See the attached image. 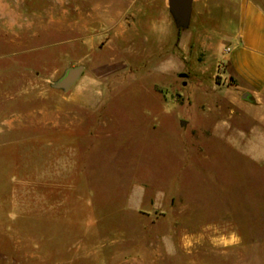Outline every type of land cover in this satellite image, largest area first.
Returning <instances> with one entry per match:
<instances>
[{"label": "rangeland", "instance_id": "rangeland-1", "mask_svg": "<svg viewBox=\"0 0 264 264\" xmlns=\"http://www.w3.org/2000/svg\"><path fill=\"white\" fill-rule=\"evenodd\" d=\"M125 2L0 0V264H264V161L189 116L178 39L109 29Z\"/></svg>", "mask_w": 264, "mask_h": 264}, {"label": "crops", "instance_id": "crops-1", "mask_svg": "<svg viewBox=\"0 0 264 264\" xmlns=\"http://www.w3.org/2000/svg\"><path fill=\"white\" fill-rule=\"evenodd\" d=\"M161 4L162 0H127L109 5V22L120 24L109 29L117 35L118 30L139 22L153 33L156 43L152 44L161 46L166 40L178 39L179 70L191 74L183 82L189 116L216 112V121L202 133L217 136L250 160L264 161V0H192L190 21L181 28L175 18L162 20ZM119 6L121 10L114 13ZM188 28L196 29V40L183 38L182 31ZM223 38L230 48L226 49L224 74L232 83L217 84L215 71L207 82L197 79V71L212 70V61L218 60L217 41ZM130 57L127 44L122 61L129 62ZM169 108H177V102H170Z\"/></svg>", "mask_w": 264, "mask_h": 264}, {"label": "water", "instance_id": "water-1", "mask_svg": "<svg viewBox=\"0 0 264 264\" xmlns=\"http://www.w3.org/2000/svg\"><path fill=\"white\" fill-rule=\"evenodd\" d=\"M170 11L172 12L176 24L179 28L186 27L190 21L192 11V0H168ZM84 66L77 65L66 70L65 74L56 81L58 88H71L83 74Z\"/></svg>", "mask_w": 264, "mask_h": 264}, {"label": "built area", "instance_id": "built-area-1", "mask_svg": "<svg viewBox=\"0 0 264 264\" xmlns=\"http://www.w3.org/2000/svg\"><path fill=\"white\" fill-rule=\"evenodd\" d=\"M226 49L229 50L230 48L227 47ZM224 64H225V63H223V62H221V63L218 64L217 69L220 70V72H219L220 74H224V72H225Z\"/></svg>", "mask_w": 264, "mask_h": 264}]
</instances>
